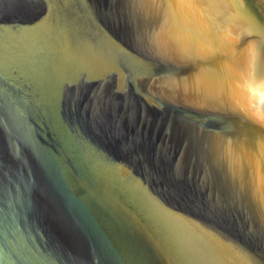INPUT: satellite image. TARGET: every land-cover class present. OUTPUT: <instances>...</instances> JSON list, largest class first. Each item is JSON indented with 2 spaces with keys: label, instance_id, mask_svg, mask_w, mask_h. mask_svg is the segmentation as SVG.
I'll use <instances>...</instances> for the list:
<instances>
[{
  "label": "water",
  "instance_id": "obj_1",
  "mask_svg": "<svg viewBox=\"0 0 264 264\" xmlns=\"http://www.w3.org/2000/svg\"><path fill=\"white\" fill-rule=\"evenodd\" d=\"M0 264H264V0H0Z\"/></svg>",
  "mask_w": 264,
  "mask_h": 264
}]
</instances>
